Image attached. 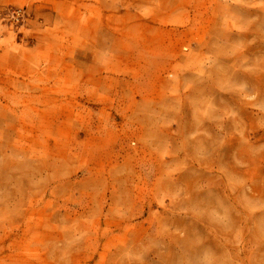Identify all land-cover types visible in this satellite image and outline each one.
<instances>
[{
  "label": "rangeland",
  "instance_id": "374dc122",
  "mask_svg": "<svg viewBox=\"0 0 264 264\" xmlns=\"http://www.w3.org/2000/svg\"><path fill=\"white\" fill-rule=\"evenodd\" d=\"M96 2L0 0V264H264V0Z\"/></svg>",
  "mask_w": 264,
  "mask_h": 264
},
{
  "label": "crops",
  "instance_id": "0c3cea01",
  "mask_svg": "<svg viewBox=\"0 0 264 264\" xmlns=\"http://www.w3.org/2000/svg\"><path fill=\"white\" fill-rule=\"evenodd\" d=\"M91 8H97L96 0H89ZM128 6L130 7H149V6H158L162 8L160 18H154L153 21L169 24L174 23L176 25L183 24L187 21V8L189 7V0H128ZM170 7V10H165L164 8ZM94 8V9H96ZM133 14L131 11H126L122 15ZM169 30H162V34L165 35ZM162 57L159 59V65L164 61L163 50L160 49ZM163 64V63H162ZM141 85V83H138Z\"/></svg>",
  "mask_w": 264,
  "mask_h": 264
}]
</instances>
